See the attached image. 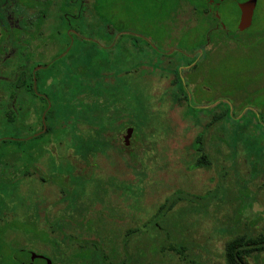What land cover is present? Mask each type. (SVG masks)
<instances>
[{"label": "rangeland", "instance_id": "rangeland-1", "mask_svg": "<svg viewBox=\"0 0 264 264\" xmlns=\"http://www.w3.org/2000/svg\"><path fill=\"white\" fill-rule=\"evenodd\" d=\"M244 1L99 0L98 43L58 93L43 154L0 181V264H225L228 242L264 234V0L239 32ZM177 51L199 61L188 102ZM210 103L240 113L236 136L187 108ZM40 110L22 107L21 129L1 111L0 137L38 131Z\"/></svg>", "mask_w": 264, "mask_h": 264}, {"label": "flooded vegetation", "instance_id": "flooded-vegetation-1", "mask_svg": "<svg viewBox=\"0 0 264 264\" xmlns=\"http://www.w3.org/2000/svg\"><path fill=\"white\" fill-rule=\"evenodd\" d=\"M98 4L99 0H0V112L11 113L9 122L13 125L21 129V108L36 104L41 109V128L33 135L46 133L45 117L56 107L59 91L61 100L66 99L69 71L75 70L82 77L85 50L91 51L89 47L98 43ZM206 4L212 5V0H206ZM253 18L254 13L252 23ZM143 47H149V43L144 42L138 51ZM195 60L183 62L179 70L190 72L199 64ZM50 115L55 116L54 111ZM5 139L13 138L3 136L0 142Z\"/></svg>", "mask_w": 264, "mask_h": 264}, {"label": "trees", "instance_id": "trees-1", "mask_svg": "<svg viewBox=\"0 0 264 264\" xmlns=\"http://www.w3.org/2000/svg\"><path fill=\"white\" fill-rule=\"evenodd\" d=\"M175 54L180 60V62L175 66L174 70L178 80L179 94L186 102H188L186 82L182 78V72L186 73L188 71L179 70V68L184 64L182 61V59H184V55L180 52H176ZM196 68L197 65H194L189 71H194ZM210 105H212V107L209 108L208 106ZM205 107L206 108H195L187 104L190 115L198 116L201 113H212L213 122H226L228 128L234 132L235 136L237 131L244 127L240 122V113L236 114L234 111H231V108L228 106V104L210 103L206 104ZM53 109L54 108H51L45 117V123L48 127L46 133L37 136L31 134L29 136L30 138H24L22 140L5 139L0 142V181H6L7 183L9 182L8 178L11 177L12 173L10 171L11 168H15V170L19 169V174L22 175L23 178L28 176V174L31 175L29 166L37 160L39 155L43 154V147L49 141L47 138L46 141L42 142L43 137L46 135L49 137L53 131L51 127L54 125L55 116L50 115V112H52ZM257 127H259L264 133V126L257 124ZM262 144H264V142L260 143L261 146ZM123 146L125 145L123 144ZM79 147L81 148V152L85 153L94 150L92 145H89L83 140L80 141ZM123 149L127 150L125 147H123ZM16 154L19 156L16 157ZM198 162H204L206 165H209V160L204 154L199 157ZM19 163H21V166L18 165ZM262 251H264V234L250 235L247 233H242L228 242L224 251L225 264H251L250 259H254ZM119 264L123 263L120 262Z\"/></svg>", "mask_w": 264, "mask_h": 264}, {"label": "water", "instance_id": "water-1", "mask_svg": "<svg viewBox=\"0 0 264 264\" xmlns=\"http://www.w3.org/2000/svg\"><path fill=\"white\" fill-rule=\"evenodd\" d=\"M239 9V19L237 23V30L239 32H243L246 29L250 28L252 24V17L254 13V9L256 7V0H246L244 2L237 4ZM46 127H44V130ZM133 131L132 130H125L124 131V137H123V144L125 146L128 145L129 139L132 136ZM15 258L18 259V255H15Z\"/></svg>", "mask_w": 264, "mask_h": 264}]
</instances>
